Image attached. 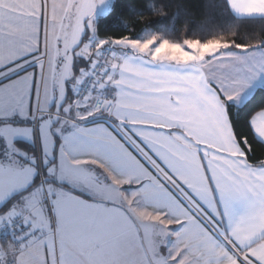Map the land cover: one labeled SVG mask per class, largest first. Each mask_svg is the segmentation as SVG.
<instances>
[{
  "label": "snow or ice",
  "instance_id": "snow-or-ice-1",
  "mask_svg": "<svg viewBox=\"0 0 264 264\" xmlns=\"http://www.w3.org/2000/svg\"><path fill=\"white\" fill-rule=\"evenodd\" d=\"M118 6L0 0V264H264V0Z\"/></svg>",
  "mask_w": 264,
  "mask_h": 264
},
{
  "label": "trees",
  "instance_id": "trees-1",
  "mask_svg": "<svg viewBox=\"0 0 264 264\" xmlns=\"http://www.w3.org/2000/svg\"><path fill=\"white\" fill-rule=\"evenodd\" d=\"M156 4L158 7L166 5L164 11L168 19L161 21L155 13L148 11L146 5ZM221 0H119L115 14L105 23L109 27V34H127L123 26L135 25V31H140L147 24L153 28H175L176 35L183 38L187 30L195 36L207 33L208 28L214 24L225 23L221 15ZM176 18L173 20V15ZM229 23H238L228 21ZM240 23V31L245 34L259 37L264 35V21L249 20ZM258 147V146H257Z\"/></svg>",
  "mask_w": 264,
  "mask_h": 264
}]
</instances>
